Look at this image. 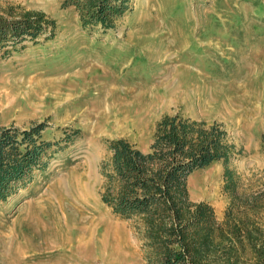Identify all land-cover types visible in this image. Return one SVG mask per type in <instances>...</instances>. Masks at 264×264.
Returning a JSON list of instances; mask_svg holds the SVG:
<instances>
[{
  "label": "rangeland",
  "instance_id": "rangeland-1",
  "mask_svg": "<svg viewBox=\"0 0 264 264\" xmlns=\"http://www.w3.org/2000/svg\"><path fill=\"white\" fill-rule=\"evenodd\" d=\"M23 10L44 12L56 29L53 40L0 54V123L47 122L58 146L0 203V264H145L133 222L100 200V166L112 139L147 151L166 114L220 124L235 146L236 194L264 192V0H132L109 32L83 30L62 0H0V16ZM223 172L190 174V200L208 202L218 222L231 207L264 242V201L236 211ZM226 246L231 263L255 264L247 240Z\"/></svg>",
  "mask_w": 264,
  "mask_h": 264
},
{
  "label": "trees",
  "instance_id": "trees-1",
  "mask_svg": "<svg viewBox=\"0 0 264 264\" xmlns=\"http://www.w3.org/2000/svg\"><path fill=\"white\" fill-rule=\"evenodd\" d=\"M131 5L132 0H62V8L74 9L83 30L102 32L114 30ZM55 29L56 21L41 11L0 16V54L6 57L26 44L53 40ZM51 134L47 122L25 129L0 123V203L46 169L52 147L58 146L45 137ZM260 139L264 145V131ZM107 151L100 166V200L113 215L133 222L145 264H217L219 253L223 264H233L226 245L241 240L251 245L255 264H264V242L257 241L258 231L249 228L248 219L237 220L230 207L218 222L208 202L189 198V175L222 164L223 189L236 211H244L241 200L248 206L264 201V192L247 198L236 194L237 177L229 168L235 146L220 124L166 114L155 124L147 151L125 139L109 140Z\"/></svg>",
  "mask_w": 264,
  "mask_h": 264
},
{
  "label": "bare ground",
  "instance_id": "bare-ground-1",
  "mask_svg": "<svg viewBox=\"0 0 264 264\" xmlns=\"http://www.w3.org/2000/svg\"><path fill=\"white\" fill-rule=\"evenodd\" d=\"M118 228V227H117ZM118 230V229H117ZM106 241V240H105Z\"/></svg>",
  "mask_w": 264,
  "mask_h": 264
}]
</instances>
